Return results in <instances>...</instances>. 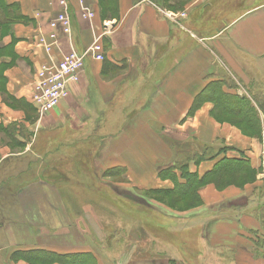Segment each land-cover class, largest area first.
I'll return each instance as SVG.
<instances>
[{"label": "crops", "instance_id": "1", "mask_svg": "<svg viewBox=\"0 0 264 264\" xmlns=\"http://www.w3.org/2000/svg\"><path fill=\"white\" fill-rule=\"evenodd\" d=\"M1 1L9 9L0 11V127L10 129V136L1 132L5 141L24 150L0 148V264H27L13 255L36 250L89 253L96 264H264L260 185L221 192L206 186L196 192L198 207L184 213L153 207L135 194L173 189L182 182L175 167L205 149L213 159L188 161V173L201 177L223 158L249 160L254 168L264 163L258 141L239 144L236 130L209 119L210 100L189 113L216 81L227 79L235 88L222 91L242 96L250 83L246 64L256 67L264 60V0H187L180 9L187 14L183 28L163 18L158 0H80L94 12L91 21L80 17L79 0H66L70 39L56 32L62 53H82L93 34L101 35L106 23L112 26L101 38L104 60L86 59L68 97L41 117L31 102V85L48 57L36 41L50 33L60 0ZM52 55L59 60L55 50ZM61 149L89 151L90 172L121 178L124 183L113 185L127 194L114 193L160 217L179 245L167 242L168 231L161 233L165 239L131 229L106 234L94 214L90 223L88 212L75 222L60 187L42 180L17 187L8 203L6 159L33 164Z\"/></svg>", "mask_w": 264, "mask_h": 264}, {"label": "rangeland", "instance_id": "2", "mask_svg": "<svg viewBox=\"0 0 264 264\" xmlns=\"http://www.w3.org/2000/svg\"><path fill=\"white\" fill-rule=\"evenodd\" d=\"M158 2L159 4H162L161 0H158ZM167 2L168 4L172 5V7H170L168 11L171 12L172 15H178V13H181L179 8H182V6L187 3V0H167ZM214 31L215 30H212L211 34H213ZM245 68L250 83H248L247 87H243V90L241 92L242 96H237L243 97L250 101L252 99L251 102L253 105V100L255 101V99L258 100L261 97H264V60L262 62L256 63V67H254L250 63H247ZM223 82H225V86L235 88V84H228L227 79L226 81L223 80ZM246 93L248 94V96L246 95ZM204 104H206V102H202L201 104H199V108H201V106ZM209 104L211 105V108L208 111L209 119L212 122H215V124L226 126V128H231L232 131L236 130L238 132L237 135L240 139H242V142L239 144H247L251 140H256L261 144L262 147H264V132L260 137L254 136L245 123L243 115L231 112L229 114V111L227 109H224L226 110L224 111L215 102V100H210ZM9 106L15 110H24L20 106L10 104ZM35 114L41 117L37 111L35 112ZM260 114L261 113L259 112V117ZM31 118H33V116H31ZM261 124L262 126H264V122ZM237 135L236 139L238 137ZM4 139L5 138L2 137V133L0 132V148L2 146H7L11 153L23 152V145H14L13 143L7 142ZM63 151L64 149H61V151H58L56 156H52L51 158H49L48 156H44L40 159L34 158L33 164H31V159L23 160V164L19 162L21 160H19L18 158H11L10 160L6 159L7 171L3 175H1L3 177L5 176L7 178L6 180L9 182L5 184V186L9 188V190L6 192V200H8V203H11L12 193L17 187H20L31 181L42 180L45 182H50L53 185L56 184L58 186V189L60 187L59 190L62 198L67 203V206L69 207V210L75 222H78L79 215L81 213L88 212L89 217H92L90 218L92 219V222L90 221V223H94V214L96 223H98V225L102 226L104 229L109 230V232H107L106 234L112 233L115 229H122L123 233L124 231L125 233H128L129 229H131L133 231L136 230V232L141 230L153 235L156 234L158 235H155L157 238L159 237L165 239L164 235L161 233L164 231H168L167 242L170 244L172 243L174 246H176V244L179 245V241L176 237L175 232H172L173 230H171L164 221H161L160 217H151V215L155 216V214L145 209L135 207L132 201L124 200L123 198L120 199L116 195L117 193L120 195L127 194L124 191L118 190L117 187L113 185L115 182L124 183L121 178H101L99 177V175L98 178L95 173L90 172L91 153L89 151H81L78 149L70 152L68 150H65L64 152ZM262 154V157L264 159V151ZM26 164L27 166H25ZM252 168L253 171H243L229 167L225 174L220 173L218 174V176L213 177L203 185H194L192 187L193 189L189 188L188 191L181 195L144 194L143 192H135V194L137 197L140 198L141 196L142 199H146L147 202L149 201L150 205H152L153 207H157L162 210L166 209L169 212L184 213L190 212L191 210L198 207V203L197 201H195L192 193V190L194 189H196L198 192L202 188L212 185L216 191L221 192L222 190H225L229 187L235 189H243L245 186L258 184L260 185V201L262 202L260 206V212L262 215H264V163L256 168ZM214 181L216 184H218L217 186L213 185L212 183L209 184L210 182ZM105 183L111 185V187L108 188L107 186H105ZM1 186L3 187V185ZM138 240L140 242L138 244L140 246H143V239ZM128 245L129 244L127 242L124 243L123 248H127ZM102 246L105 249L107 248L106 243H104ZM177 249L179 250V246L177 247ZM171 252L174 253L175 250L172 249ZM139 253L140 251H137V255ZM186 259L187 262H191L193 260V256H191L190 254ZM25 262L27 264H38L31 260L29 261L28 259L25 260Z\"/></svg>", "mask_w": 264, "mask_h": 264}, {"label": "built area", "instance_id": "3", "mask_svg": "<svg viewBox=\"0 0 264 264\" xmlns=\"http://www.w3.org/2000/svg\"><path fill=\"white\" fill-rule=\"evenodd\" d=\"M78 4L82 19L88 21L94 19L93 11L83 6L80 0ZM59 7L60 12L49 23L51 31L48 36L40 35L36 41V48L42 49L48 57L46 62L39 64L36 68L35 78L31 85V102L40 116L53 110L68 97L69 85L78 82L86 59L90 58L99 62L104 60L101 38L112 26L106 23L101 35L93 34L91 45L82 53H77L72 48L67 53H62L56 32L59 30L62 35L70 39L71 18L66 0H60ZM159 12L164 19L183 28L181 22L187 18L186 12L181 11L178 15H172L165 9H160ZM54 50L60 55L59 60L53 57Z\"/></svg>", "mask_w": 264, "mask_h": 264}, {"label": "trees", "instance_id": "4", "mask_svg": "<svg viewBox=\"0 0 264 264\" xmlns=\"http://www.w3.org/2000/svg\"><path fill=\"white\" fill-rule=\"evenodd\" d=\"M162 4H159V7L169 10L170 7H172L171 4H168L167 0H161ZM166 6V7H165ZM9 9L8 5H4L2 1L0 0V11H5ZM181 7L179 8V10ZM180 12V11H179ZM5 15V13H4ZM6 17H9L8 15ZM21 19V15L19 16ZM204 26V21L201 22L199 27ZM215 28H209L206 30V32H211ZM225 86V82H214L210 86H208V90L204 93H202L199 98L197 99V102L193 106V108L190 110V115H192L195 110H197L199 104L204 102L205 100H215V102L224 110L227 109L228 113H235V114H241L243 115V119L245 120V123L249 127L250 131L253 133L254 136L260 137L261 134L264 132V126H262L260 117H259V112L262 114L264 117V97H261L260 99L255 101L253 100L254 104L252 105V99L247 100L243 97H239L237 95L229 94L227 92L222 91V87ZM231 88V87H230ZM226 111V110H224ZM258 111V112H257ZM0 132H5L9 133L10 136V129H4L0 127ZM209 151L208 149H205L202 154L200 155H194L191 159L188 161L192 160L195 163H199L202 161L206 160H212L213 157H210L208 154ZM216 158V157H215ZM187 162L180 163L177 165L175 168L179 170L180 173V178H181V183H176L175 187L171 190H157V191H150L149 194H165V195H170V194H183L186 191H188L189 188H192L194 185H203L205 182L208 180L212 179L213 177L218 176V174L223 173L225 174L227 169L230 167L234 169H239L243 171H253V168L250 165L249 160L245 159H221L219 160L212 170L206 174H204L201 177H198L196 174H190L188 173L187 170ZM174 170V169H173ZM238 170V171H239ZM169 173L173 176L171 171ZM113 172H108L106 177L113 176ZM213 184L217 186L218 184L214 182H210L209 184ZM222 186V185H221ZM228 187V186H226ZM197 188V187H196ZM193 189V188H192ZM191 189V190H192ZM197 190L194 189L192 190L193 197L195 201H197ZM264 222V215H262V223ZM263 247V240H260L259 243ZM14 259L17 260H31L35 263L38 264H53V263H58V264H96L95 258L93 255L89 253H82V254H70V255H63V254H55L51 252H45V251H27V252H18L13 255ZM168 264H174V261H168Z\"/></svg>", "mask_w": 264, "mask_h": 264}]
</instances>
